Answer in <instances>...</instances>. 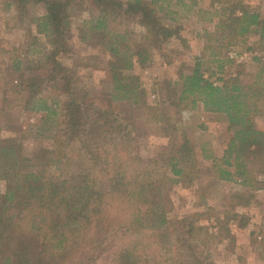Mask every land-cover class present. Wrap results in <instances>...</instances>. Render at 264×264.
Here are the masks:
<instances>
[{
    "label": "trees",
    "instance_id": "obj_1",
    "mask_svg": "<svg viewBox=\"0 0 264 264\" xmlns=\"http://www.w3.org/2000/svg\"><path fill=\"white\" fill-rule=\"evenodd\" d=\"M6 1L20 21L32 5L42 6L43 13L27 30L25 56L0 42V89L9 88L24 99L26 112L41 113L42 123L56 130L52 148L29 156L20 140L4 137L0 128V182L9 186L0 189V264H94L114 246L111 264H214L209 253L232 237L230 222L241 218L239 227H246L245 216L214 213L215 231L203 223L204 213L171 221L170 186L186 174L199 177L196 147L190 140L171 141L145 161L130 111L141 105L143 116L165 137L175 122L185 124L182 108L203 109V132L220 122L226 133L222 155L209 140L201 144L212 163L211 183L239 186L229 194L230 207H250L264 189V129L256 122L264 117V61L258 60L251 83L239 76L226 79L231 63L226 53L245 46L253 34L264 47V15L249 6L251 0H211L206 10L202 0H89L98 15L84 22L79 38L91 46L104 44L109 80L105 87L89 88L73 81L65 63L74 0ZM178 7L200 17L214 13L219 21L214 31L205 30V50L191 71L166 80L156 90V104L147 105L134 68L180 38L182 28L173 17ZM112 16L139 18L142 41L128 27L113 30Z\"/></svg>",
    "mask_w": 264,
    "mask_h": 264
},
{
    "label": "rangeland",
    "instance_id": "obj_2",
    "mask_svg": "<svg viewBox=\"0 0 264 264\" xmlns=\"http://www.w3.org/2000/svg\"><path fill=\"white\" fill-rule=\"evenodd\" d=\"M210 1L202 0L201 7L204 10L209 9ZM248 4L254 11L264 15V0H251ZM74 6L69 43L71 59H65L66 65L69 66V75L77 84L89 88L105 87L109 84V80L106 74L107 64L103 60L105 58L104 44L91 46L79 38L84 22L96 17L98 12L90 6L89 0H74ZM174 9L176 13L173 17L177 19L178 25L182 28L180 38L171 39L164 44L161 51H153L147 63H136L134 68V72L139 75L142 83V103L147 105L156 104L158 98L156 90L166 80H178L180 71L186 73L191 71L196 58L201 57L205 50V30L214 31L219 21V18L213 16L214 13L211 16L204 14L200 17L194 13V10H183L179 7ZM42 13V6L32 5L30 15L20 21L15 9L9 8L6 0H0V42L4 41L2 46L9 52L16 49V55L25 56L27 30L34 27V17ZM113 17L110 19V27L113 30L128 27L133 29L136 41L138 43L142 41L140 34L144 30L139 26V18L132 17L130 20H123L120 17L117 19ZM208 17H212V20L207 19ZM40 39L45 45L44 36ZM231 53L237 54V57L230 58ZM226 55L231 59V63L226 66V79L239 76L242 81L251 83L252 77L258 71V60L264 61V47L260 45V36L251 35L245 46H238L228 51ZM10 65V62L5 63V73L9 72ZM208 76L209 73L206 74V77ZM216 78L217 75L212 80L216 82ZM181 110L179 114L185 124L175 122L170 128L168 137L157 133V127L148 121L146 115L143 116L145 111L141 109V105H134L130 111L134 129L133 136L137 139L139 155L145 161L164 152L171 141L182 145L190 140L196 147L197 161L200 166L199 177L186 174L180 182L170 186L168 195L172 204L168 213L169 219L174 221L195 213H204L203 223L209 226L211 231H215L214 226L217 221L213 216L214 213L225 217L227 212L237 211L243 217L245 216L243 221H247L246 227H239L242 222L241 218L230 222L232 237L216 245L208 258L214 264H238L237 258H239V264H250L256 258L264 260V189L256 192V200L250 207L236 209L230 207L229 194L240 187L234 183L219 181L211 183L208 168L212 163L204 159L201 149V144L209 140L215 154L222 155L226 143L225 128L220 122L214 120L211 122L209 132H203L200 129V125L206 120L203 109L197 107L191 110L187 107ZM171 114H175L174 109L171 110ZM256 122L261 129H264V117H258ZM0 128L4 137L20 140L24 145L25 153L29 156H34L42 148H52L54 145L51 137L56 127L43 124L41 113L26 112L24 99L11 94L9 88L0 89ZM8 188L6 183L0 182L1 190L5 191ZM116 251L117 247L114 246L99 257L94 264H111ZM76 262L79 261H75L74 264Z\"/></svg>",
    "mask_w": 264,
    "mask_h": 264
},
{
    "label": "crops",
    "instance_id": "obj_3",
    "mask_svg": "<svg viewBox=\"0 0 264 264\" xmlns=\"http://www.w3.org/2000/svg\"><path fill=\"white\" fill-rule=\"evenodd\" d=\"M12 9H14V7H12ZM264 260H260V258H256V260L252 261V263L250 262V264H260L262 262V264H264L263 262ZM236 262L239 264V258L236 259ZM255 262V263H254Z\"/></svg>",
    "mask_w": 264,
    "mask_h": 264
},
{
    "label": "built area",
    "instance_id": "obj_4",
    "mask_svg": "<svg viewBox=\"0 0 264 264\" xmlns=\"http://www.w3.org/2000/svg\"><path fill=\"white\" fill-rule=\"evenodd\" d=\"M236 57H237V54H235V53L230 54V58H236Z\"/></svg>",
    "mask_w": 264,
    "mask_h": 264
}]
</instances>
